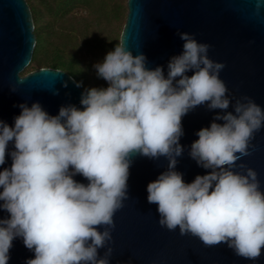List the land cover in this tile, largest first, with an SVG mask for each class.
Listing matches in <instances>:
<instances>
[{
    "label": "clouds",
    "instance_id": "clouds-1",
    "mask_svg": "<svg viewBox=\"0 0 264 264\" xmlns=\"http://www.w3.org/2000/svg\"><path fill=\"white\" fill-rule=\"evenodd\" d=\"M178 34L183 51L171 57L167 76L161 66L147 68L145 55L134 56L122 39L94 65L108 87L85 89L82 110L61 106L52 116L34 102L19 105L14 126L0 120V166L9 142L15 148L11 167L0 171V209L9 213L0 219V264H8L17 237L34 251L26 264H109L112 248L103 257L98 250L112 240L113 217L128 199L129 169L137 155L168 160L167 170L147 185V200L158 206L162 227L178 228L205 246L226 244L245 259L261 256L264 191L254 169H233L251 155L264 110L245 96L236 99L234 112L227 111L231 100L219 78L225 65L208 57L210 45ZM203 105L221 112L196 133L189 155L210 171L185 183L176 171L184 151L182 118ZM77 174L88 183L73 179Z\"/></svg>",
    "mask_w": 264,
    "mask_h": 264
},
{
    "label": "water",
    "instance_id": "water-1",
    "mask_svg": "<svg viewBox=\"0 0 264 264\" xmlns=\"http://www.w3.org/2000/svg\"><path fill=\"white\" fill-rule=\"evenodd\" d=\"M126 5L120 41L123 39L134 56L145 55L147 68L161 66L167 76L171 57L183 51L184 41L178 33L187 32L198 43L210 45L208 57L212 61L225 65L219 78L225 83L226 95L231 100L227 111L234 112L236 99L245 96L264 110V0H127ZM34 28L27 0H0V120L9 126H14V118L21 112L20 104L31 107L39 102L52 116L58 115L61 106L83 109L80 100L85 88L76 87V79L67 71L40 67L23 74L32 61L37 42ZM220 112L203 105L182 118L184 135L179 142L184 151L177 157L176 171L183 174L185 183L210 171L190 157V146L198 139L196 133L209 127ZM251 145V155L238 160L233 170L245 173L240 164L254 169L264 191V127L254 134ZM14 150V142H9L0 171L11 167L10 153ZM167 167L165 157H132L128 199L114 214L112 240L98 250L99 256L103 257L111 247L109 264H264V250L258 259L249 260L237 256L226 244L205 246L198 237L180 235L178 228L169 231L162 227L158 206L147 200V185ZM73 179L88 183L79 174ZM7 218L9 213L0 209V219ZM9 256L8 264H26L34 258V251L27 249L23 239L17 237Z\"/></svg>",
    "mask_w": 264,
    "mask_h": 264
},
{
    "label": "trees",
    "instance_id": "trees-1",
    "mask_svg": "<svg viewBox=\"0 0 264 264\" xmlns=\"http://www.w3.org/2000/svg\"><path fill=\"white\" fill-rule=\"evenodd\" d=\"M30 6L34 31L37 37L35 50L31 64V70L40 67H54L67 71L81 87L88 89L93 76L92 66L85 64L79 56L81 49L96 50V57H105L109 51H113L118 40L103 37L117 32L120 37V29L126 17V0H105L103 4V17L100 30L91 29L84 22V16L79 11L89 8L90 0H27ZM115 13V14H114ZM114 14L115 18L111 15ZM114 21L111 28V19ZM103 40H102V39ZM99 87H108L105 80H98Z\"/></svg>",
    "mask_w": 264,
    "mask_h": 264
},
{
    "label": "rangeland",
    "instance_id": "rangeland-1",
    "mask_svg": "<svg viewBox=\"0 0 264 264\" xmlns=\"http://www.w3.org/2000/svg\"><path fill=\"white\" fill-rule=\"evenodd\" d=\"M104 1L105 0H90L89 8L88 9L86 8L85 10L79 11L80 14L85 15L83 21L87 22L86 25H89L88 27H90L91 29L97 28L100 30V28H101V25H102L101 21H102V17H103L102 15L104 13V10H103L104 9L103 8L104 7L103 6ZM125 3H127V0ZM114 14L111 15L113 18H115ZM126 14H127V10H126ZM112 17H110L111 24H110V26H108L109 28L112 27V25L114 23L113 20H115ZM125 20H126V17L124 19V23H125ZM124 23L122 24V29H123ZM121 32H122V30L120 29V35H121ZM101 35L105 38L109 37L110 39H114V40L116 39V40L120 41L119 33H118V36L116 37L117 32L112 34V35H109V36H107L108 34L103 35V33ZM95 52H96V50L91 51V50H87V49L83 48L79 52V56L82 58V60L84 61L85 64L88 63L92 66L91 75L93 76V79L91 81V85L94 87H97V88H103V87L98 86V83H99L98 80H103V79L99 78L97 76V72H96V69L94 68V65L97 63L103 62L104 57H101V56L96 57ZM33 66H34V64L30 63L26 67V69L23 71V74L28 73L29 71H32L31 69Z\"/></svg>",
    "mask_w": 264,
    "mask_h": 264
}]
</instances>
